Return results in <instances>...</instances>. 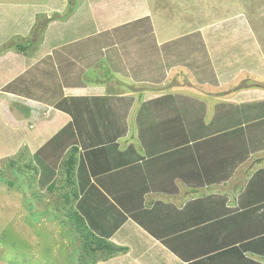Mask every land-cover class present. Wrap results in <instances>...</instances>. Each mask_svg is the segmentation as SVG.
Instances as JSON below:
<instances>
[{"label": "crops", "instance_id": "1", "mask_svg": "<svg viewBox=\"0 0 264 264\" xmlns=\"http://www.w3.org/2000/svg\"><path fill=\"white\" fill-rule=\"evenodd\" d=\"M124 1L87 0L102 23L96 30L36 57L14 49L0 57V99L29 107L14 110L15 126L37 139L31 162L42 193L76 146V210L96 236L130 250L123 262L97 264H149L130 254L151 247L169 264H264V55L241 52L237 63L225 48L243 34L257 45L253 22L236 13L163 37L173 1L156 17L147 0ZM188 7H177L179 24L195 19ZM204 7L196 16H206ZM82 24L51 25L54 34ZM90 72L94 84L83 81ZM184 72L190 82L175 80ZM243 73L255 84L230 89ZM114 74L141 90L118 87ZM253 190L255 201L245 200Z\"/></svg>", "mask_w": 264, "mask_h": 264}, {"label": "rangeland", "instance_id": "2", "mask_svg": "<svg viewBox=\"0 0 264 264\" xmlns=\"http://www.w3.org/2000/svg\"><path fill=\"white\" fill-rule=\"evenodd\" d=\"M98 1L93 0L96 4L107 2V5H109L113 2V0ZM147 1L150 3L155 17L162 10L164 12V10L168 9L172 1L175 5L174 12H168V15L165 17L171 33H162L163 37L173 36L182 26H187L193 22L196 25L208 24L210 22L216 23L231 18L236 13H244L248 17V20H251L254 24L255 38L258 40L257 45L255 44L252 47V42L248 39L249 34H243L242 41L238 38L236 41L226 45L227 53L230 55L231 60L233 62L237 61V63L238 58L242 57L241 52L249 53L255 59L260 58V54L264 55V0ZM124 2L128 5L131 4L133 7L134 3L139 2V0H125ZM181 3L182 6H189L187 13L190 15L194 14L195 19L193 16H185L182 19L185 23H178V13H175V11ZM204 5L207 8L206 16H196ZM93 6L94 4H88L87 0H0V57L5 56L3 55L5 51L3 53L1 51L10 47H15L14 50L23 53L21 50H18L21 45L25 47L27 57H36L45 47H55L61 39L96 30L102 23L95 20L97 14ZM209 11H211L210 15ZM82 19L83 26L79 27L78 30L62 27L59 28L58 32L53 34L54 28L51 25L52 23H64L69 20L74 25ZM106 20L107 17H104L103 21ZM161 22L162 20L158 26L159 30L162 27ZM29 28H31L30 34L25 37L24 35ZM216 33L219 36L220 30ZM101 65H105L104 61L101 62ZM246 66L252 65L248 64ZM13 68V66L8 67L7 71ZM11 72L7 73L5 77L9 76ZM255 72H260L258 63L255 64ZM114 75L111 81H115L118 87L119 85L125 89H133L135 86L140 87L139 84L125 79L122 75ZM96 77H98L97 74L90 72L87 75L85 74L83 81L88 82L91 79V83L94 84ZM3 80V77L0 76V82H3ZM175 80H178L180 83L187 82V80L190 82V78L187 77L186 72H184L182 77L179 76ZM108 81L105 79V82ZM254 82L255 78L252 75L243 73L230 89L237 88L240 91V88H243L244 90L247 89L245 87L252 86L251 84ZM145 87L149 88L150 85L146 84ZM18 104H20L18 101L0 99V112L6 115L4 119V114H0V264H77L79 258V241L77 236L75 235V237L68 227H63L53 219V215H50L51 204L54 205V202H57L55 201L57 198L53 196L55 194L46 193L45 195H41L42 190L36 176L30 167L27 170L23 168L25 164L29 166V163H32V147L36 144L37 139H29L33 135L30 134L27 126H21L20 128H17V125L15 126L17 115H15L14 110L16 109L19 112L29 110L28 105L27 107L21 105L22 102L20 105ZM7 108H9V112H6L8 111ZM252 108H250L249 112L253 110ZM196 119H199V117L196 116ZM253 130H255V126L250 129V131ZM259 157H262V155H259ZM10 160L17 161V166L10 168L8 166ZM262 169L264 170V167ZM241 180V177H237V185H239ZM37 195L41 196V202L37 200ZM244 199L252 202L255 201V190L252 191V195L246 196ZM53 207L55 208V206ZM61 210L58 211L55 208L54 212L62 217ZM128 252H130L129 249ZM128 252L114 256L109 260L118 258L123 262V258L121 257L125 256ZM156 253V247L146 250L140 249L137 252H131V261L135 260L141 263L145 261V263L149 264H169L166 261L158 259L157 257H160V255H156ZM154 254L155 256H153ZM136 255H138L137 259L135 258ZM139 255L142 256L140 257ZM121 261H116L113 264H121Z\"/></svg>", "mask_w": 264, "mask_h": 264}, {"label": "trees", "instance_id": "3", "mask_svg": "<svg viewBox=\"0 0 264 264\" xmlns=\"http://www.w3.org/2000/svg\"><path fill=\"white\" fill-rule=\"evenodd\" d=\"M27 47L29 46L27 45ZM14 48L15 47L6 48L1 52L3 53L6 50ZM18 50H21L23 53L26 52L25 47L22 45ZM135 89L140 88L139 86H135L132 90L134 91ZM16 162L17 161L10 160L8 166L10 168L16 167ZM78 162L79 148L73 146L68 149L61 160L55 180L47 187L45 193L40 194H55L53 196L57 198V200H55L57 202L51 205L52 207L55 206L58 211L62 209V217L54 212V207H51L50 215H53L55 221L63 227H68L69 231H71L74 236H77L79 241V258L77 264H97L100 261H107L119 254H125L128 252L129 248L118 246L106 239L96 236L88 227L84 217L76 210L75 205L79 200L76 180ZM28 167H30L36 178H38V169L34 167L32 163H29V166L25 164L23 168L27 170ZM39 195H37V200L41 202V196L39 197Z\"/></svg>", "mask_w": 264, "mask_h": 264}]
</instances>
